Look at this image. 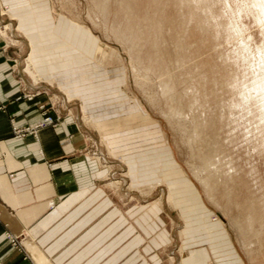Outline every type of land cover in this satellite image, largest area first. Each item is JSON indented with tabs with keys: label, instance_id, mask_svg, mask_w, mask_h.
<instances>
[{
	"label": "rangeland",
	"instance_id": "obj_1",
	"mask_svg": "<svg viewBox=\"0 0 264 264\" xmlns=\"http://www.w3.org/2000/svg\"><path fill=\"white\" fill-rule=\"evenodd\" d=\"M197 2L0 0V40L19 46L8 45L16 69L52 109L64 107L92 135L86 143L106 172L93 188L134 219L137 235L135 218L145 220L134 264H182L194 248L206 249L207 264H264V92L250 90L264 81V24L252 0ZM54 19L69 26L65 35ZM43 26L52 43L36 51L49 71L27 61ZM195 130L225 159L218 188L187 143Z\"/></svg>",
	"mask_w": 264,
	"mask_h": 264
},
{
	"label": "crops",
	"instance_id": "obj_2",
	"mask_svg": "<svg viewBox=\"0 0 264 264\" xmlns=\"http://www.w3.org/2000/svg\"><path fill=\"white\" fill-rule=\"evenodd\" d=\"M52 21L60 35L62 27L67 33L64 22ZM38 29L42 41L29 43L27 61L49 71L50 62L41 59L45 51L36 50L52 43L51 33L46 38L48 29ZM75 31L80 46L85 34L79 27ZM13 43L0 40V264H134L135 250L149 234L145 220L135 218L143 234L137 235L134 219L93 188L106 172L86 143L92 135L64 107L54 111L35 91L36 82L21 76L20 58L8 47ZM54 113L60 118L56 125L40 126ZM14 128L33 134L18 136ZM205 250L189 249L182 264H207Z\"/></svg>",
	"mask_w": 264,
	"mask_h": 264
},
{
	"label": "bare ground",
	"instance_id": "obj_3",
	"mask_svg": "<svg viewBox=\"0 0 264 264\" xmlns=\"http://www.w3.org/2000/svg\"><path fill=\"white\" fill-rule=\"evenodd\" d=\"M208 0H198V2L199 3H206ZM248 1V0H247ZM106 2V1H105ZM105 2H102L101 4H105ZM197 2V3H198ZM193 3H194V0H193ZM198 3V4H199ZM255 8V10L257 11V13H258V15H259V19H258V21L261 23V24H264V0H252V8ZM253 8V9H254ZM130 11V10H129ZM206 14V13H205ZM206 17H208V16H206ZM10 25V24H9ZM158 31V30H157ZM230 31V30H229ZM228 31V32H229ZM235 33L237 34V31H235ZM233 34V33H232ZM233 37V36H232ZM157 46V42L155 43V45H153V49L156 51L157 49L156 48H158V47H156ZM159 51V50H158ZM158 51H156V53L158 52ZM175 80V79H174ZM166 82H168V85H170L172 82H174V81H172V82H170L169 83V81L167 80ZM176 82V81H175ZM166 85H167V83H166ZM172 85H170V89L172 88L171 87ZM174 88V87H173ZM166 89V88H165ZM250 90H254V92H255V94H260V93H263L264 92V81H263V79L262 80H259V82L254 86V87H251V89ZM166 91V90H165ZM164 91V92H165ZM169 91V90H168ZM171 92H172V90H170ZM175 91V90H174ZM167 93V92H166ZM250 93L251 92H249L248 93V95L246 94V97L248 98V97H250L249 95H250ZM242 94H244V93H242ZM241 95V94H240ZM245 95V94H244ZM166 96H169L168 94L166 95ZM238 96V95H237ZM242 96V95H241ZM264 96V95H263ZM28 98H32V97H28ZM173 98V97H172ZM197 97H195V99H196ZM206 99H208L207 97H206ZM203 100H205V98L203 97ZM264 100V99H263ZM245 101V98L243 97V99L241 98L239 101H236L235 103L234 102H231V103H233V105H232V107L234 108V109H238L239 107H240V102H244ZM219 105V104H218ZM217 105V106H218ZM261 105H263L259 110L260 111H263L264 110V102H262L261 103ZM219 107V106H218ZM174 108V107H173ZM220 109V108H219ZM195 116V115H194ZM193 116V117H194ZM174 118H176V117H174ZM169 120V119H168ZM176 120V119H175ZM205 121V122H204ZM213 120H211V122H212ZM170 122V121H169ZM168 122V123H169ZM173 122V121H172ZM203 122L204 123H208V119L206 120L205 119V117H204V120H203ZM173 123H175V122H173ZM180 123V122H179ZM210 123V122H209ZM47 125H53V124H47ZM174 125V124H173ZM207 125V124H206ZM210 124H208V126H209ZM211 125H212V123H211ZM177 126V125H176ZM184 126V125H183ZM213 127H214V125H212ZM216 126V125H215ZM194 127H198L197 126V122L194 120ZM205 127V126H204ZM186 128V127H185ZM211 128V127H210ZM182 129V128H181ZM193 129V128H192ZM204 138H206V136L204 137ZM204 138H202L201 136H200V134H199V132H197L196 130H195V132L193 133V135H189V136H187V143H188V145H189V148H190V150L192 151V153H193V155L195 156V157H197L198 158V163H199V168L201 169V170H203L204 172H206V181H205V183H206V185L208 184V185H210L211 187L213 186L214 188L215 187H220V186H215V184H214V182H213V179H215L216 177H218L219 175H218V173L221 171V172H223L224 170H223V168L221 167V170H218L219 169V165H218V163L220 164V165H222L221 164V161H223V160H225V159H223L222 158V156L220 157V155L218 156V151L217 152H215L216 151V149H211V150H208V152H206V148H205V146H204V144L206 143V140H205V143H204ZM207 139V138H206ZM208 141V140H207ZM208 145H211L210 143L209 144H207V146ZM209 148V147H208ZM203 149H205L204 151H203ZM210 151H211V153H210ZM188 154H189V152H188ZM191 155V154H190ZM190 155H187V157L189 156L190 157ZM192 156V155H191ZM188 157V160L190 159ZM193 157V156H192ZM194 158V157H193ZM195 160V159H194ZM192 160L190 159V161L189 162H191ZM227 162V161H226ZM225 162V163H226ZM230 162V161H229ZM193 164H196V161H195V163H193ZM191 165H192V162H191ZM191 165H188V166H191ZM226 165V167L228 166V163H226L225 164ZM187 166V167H188ZM192 166H195V165H192ZM197 166V165H196ZM229 167V166H228ZM227 167V168H228ZM234 171V170H233ZM192 172V171H191ZM190 172V173H191ZM220 172V173H221ZM193 173V172H192ZM219 173V174H220ZM226 173V172H225ZM226 174H228V170H227V173ZM225 174V175H226ZM218 175V176H217ZM199 176V175H198ZM227 176V175H226ZM196 177V176H195ZM203 177V176H202ZM229 177V176H228ZM227 177V178H228ZM220 178H221V176H220ZM198 179V178H197ZM114 186L115 185H118V182H114V183H112ZM201 185V184H200ZM219 185V184H218ZM203 186V185H202ZM206 187V186H205ZM209 187V186H208ZM224 191H225V189H223ZM225 192H227V191H225ZM221 194V196H222V189H221V192H220ZM224 193V192H223ZM228 193V192H227ZM230 194V193H229ZM226 195V197L228 196L227 194H225ZM230 196H231V194H230ZM232 197V196H231ZM171 197L168 195V202H171V199H170ZM224 199V198H223ZM227 200H228V197H227ZM229 201H232V200H228V202ZM231 204V203H230ZM221 208V207H220ZM230 221V220H229ZM250 221H252L251 219H250ZM252 225H253V223H251ZM251 224H250V226H251ZM237 225V224H236ZM239 229L241 228L240 226L238 227ZM235 229V228H234ZM239 232V231H238ZM260 233V232H259ZM257 236V235H256ZM260 236V235H259ZM254 238V237H253ZM252 239V238H251ZM256 243H258V242H256ZM260 245V244H259ZM248 246H245V248H247ZM260 248H261V246H260ZM249 249V248H248ZM251 250H253V249H251ZM258 250H259V248H258ZM254 251V250H253ZM251 252V251H250ZM260 252V251H259ZM258 252V253H259ZM251 254V253H250ZM248 257V256H247ZM251 258V257H250ZM171 261H173V259H171Z\"/></svg>",
	"mask_w": 264,
	"mask_h": 264
},
{
	"label": "built area",
	"instance_id": "obj_4",
	"mask_svg": "<svg viewBox=\"0 0 264 264\" xmlns=\"http://www.w3.org/2000/svg\"><path fill=\"white\" fill-rule=\"evenodd\" d=\"M28 100H31V98H28ZM42 108H43V107H41V109H42ZM47 124H53V120H52V118L49 117V116H46L45 118H43V121H42V123L40 124V126L47 125ZM13 131H14V133H16V134H19V133H25V132H28L29 130L26 129V130H23V132H20V131L15 130V128H14ZM32 131H33V130H31L30 133H32Z\"/></svg>",
	"mask_w": 264,
	"mask_h": 264
}]
</instances>
